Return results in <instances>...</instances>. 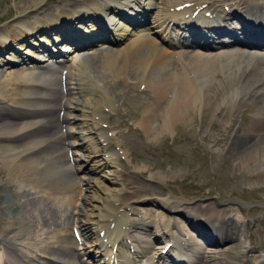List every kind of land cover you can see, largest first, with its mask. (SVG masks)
I'll list each match as a JSON object with an SVG mask.
<instances>
[{"label": "bare ground", "instance_id": "1", "mask_svg": "<svg viewBox=\"0 0 264 264\" xmlns=\"http://www.w3.org/2000/svg\"><path fill=\"white\" fill-rule=\"evenodd\" d=\"M150 2V0H54L55 8L50 9V4L47 3L44 5V10L50 11L48 20L35 16V21L27 22L25 21L27 18L23 19L19 23L21 26L18 25L17 29L12 28V31L0 29V67L25 64L24 60L31 59L28 55L41 60L40 63L31 62L18 67L7 76L0 74V180L14 178L31 184L28 188L22 185L19 189L21 191L13 190L16 203L6 199L2 193L3 184H0V245L3 246L1 254H4L0 255V264H51V262L81 264L78 259L80 253L77 252L79 248L76 237L84 238L82 245H85V240L93 237L96 232L99 235L102 231L105 235L101 241L97 238V242L93 243H97L96 247L103 257L107 256L106 264H117L118 257L115 262L113 255L117 254L116 251L122 250V247L126 248L125 253L132 258H135L136 251L138 256L141 251L148 249L144 248L147 245L144 241L147 233L157 238L159 235L166 236L165 245L171 242L170 237H174L170 234L172 231L166 227L164 230L160 229L162 235L155 232L151 228V222L143 220L142 217L130 221L128 214H123L116 207L119 199L114 195L108 196L106 212L100 213V223H96V230L87 226L80 216L81 214L87 216L85 204L90 205L98 199L89 198L90 196L81 191L82 188L78 185L80 180L73 173L77 169L76 160L69 158V147L75 145V141L71 143L67 139L70 134H81L74 136L83 141L80 146L82 150L105 153L102 168L117 164L116 171L119 172L118 176H122L123 187L127 186L124 188L126 193L128 186H131L133 190L130 192L133 194L151 190L155 195H161L158 188L151 185L149 187L148 184H141L134 179L127 162L126 165H121L123 162L121 156L114 152L117 145L122 148L125 144L121 141V137L126 135L121 125L131 127L130 130L133 132H138L137 128L140 127L148 138L152 134L159 136L171 126L189 119L188 113L193 108L204 112L209 108L208 103L211 100L215 105L214 110L218 112L227 106V102L237 104L234 107L232 105L224 115L229 119V125L228 123L225 125L224 131L231 133L232 127L238 124L237 115L233 114V110L237 111L240 104L243 106L248 104L255 109L259 122L249 128H244V124L241 123L233 129L231 144L226 149L227 155L234 162L232 168L236 170L238 168L247 183L264 182V58L249 52L246 54L239 46L234 49L224 47L222 49L225 50L214 53L193 49L167 51L166 47L149 35L136 33L137 30L144 32L142 25L148 20ZM87 4L92 6L88 7ZM141 4L144 5L140 9ZM203 4H206L207 9L212 8L211 17L194 16V11ZM154 6L158 10L150 15L147 25L149 31L152 34V29L162 27L163 29L159 31H164L165 35L169 34L168 40H172L168 42L178 46L184 47L186 42L202 46L201 44H218L220 41L230 40L242 41L244 43H240L247 46L257 44L259 46L260 41L264 42V0H160ZM56 7L60 14H55L57 17H54ZM158 11L162 13L158 14ZM205 11L203 13L206 14ZM38 14L39 12L35 15ZM103 16L115 19L117 24L121 25L122 22L116 18L120 16L131 24L133 22L134 26L129 32V26L125 24L122 27L117 26L109 19V22L114 23H109L114 26L112 33L110 27L105 25ZM177 20L179 21L175 23ZM249 26L255 30L247 31ZM229 28L238 29L239 32ZM95 35L103 36L110 42L115 41L111 38L122 35L136 38L115 52V48L107 47L106 44L101 45L99 50L93 49L94 46L90 45L91 39L88 40L86 37L94 38ZM60 41L63 44L57 50L55 47ZM95 41L97 39H93V42ZM28 44L32 48H27ZM78 47L86 48L79 52L81 54L79 58L76 53L74 60L78 62L70 64L64 51ZM231 57L234 60L228 61L227 59ZM174 58L178 59V63L173 62ZM195 72L206 75L208 80L207 90L205 89L203 93H200L201 89L198 88ZM87 79L90 85L87 84ZM122 83L125 87L122 86L119 91L112 85ZM228 87H231V91L232 87H235L234 99L224 96ZM124 95L130 100L134 99L133 102L137 100L140 103V105L137 103L139 107H143V103L148 101L147 107H144L138 117V127H132L122 113H118L120 125H115L110 120L113 113L110 102H120L119 97ZM77 110L82 113L90 112L91 117L89 115L90 118L87 116V119H82V115L73 113ZM66 124H73V128L77 126L81 129L88 126L89 133L94 135L98 144L94 140L90 141L85 132L70 130ZM220 126L216 128L215 136ZM108 130H113L112 136ZM80 156L82 159L89 157L85 154ZM101 157L103 160L104 156ZM150 177L154 179L153 175ZM114 179V182L119 183L117 176ZM92 181V178H88L86 184L91 185ZM84 190L87 191L86 188ZM106 191L105 189L104 192ZM69 192L73 195H67ZM124 199L126 200H123L124 204H127L128 200ZM65 204L72 205L73 210L68 208L65 212ZM161 204L169 207L170 213L180 209L192 217L185 218V221L194 226L192 229L198 230L200 234H206L207 224L212 226L213 232L219 234H224V229L225 232L227 230L229 232L232 228L230 226L232 220H227L231 213L219 202L198 199L181 204L167 197L161 200ZM248 219L254 220L252 217ZM112 225L113 229L110 228ZM132 226L138 228L134 230H137L139 234L137 236L142 240L129 235ZM233 226V229L238 230L236 223ZM170 227L175 225L171 224ZM72 231L74 235L71 234ZM105 238L107 239L104 242ZM232 239L238 242L236 245L239 246L238 256L243 257L247 251L253 250L250 244L246 245L241 240L238 231ZM26 241L29 243L26 246L30 254L21 252L19 249L21 246H18L20 243H27ZM169 245V250L175 255H163L166 260L162 263L184 264L179 259L183 256L187 264L190 253L187 250L182 251L183 245H178V241ZM257 245L258 247L264 245V237L261 244ZM129 247H134L132 252ZM83 248H87V245ZM193 248L194 246L190 247V252ZM87 250L83 251L84 254ZM257 257L254 262L258 260L257 264H264V259L259 261L260 256ZM201 258L203 259V256ZM236 259L225 255L221 264L250 262L249 259L241 258L239 261ZM202 263L210 264L207 258Z\"/></svg>", "mask_w": 264, "mask_h": 264}, {"label": "rangeland", "instance_id": "2", "mask_svg": "<svg viewBox=\"0 0 264 264\" xmlns=\"http://www.w3.org/2000/svg\"><path fill=\"white\" fill-rule=\"evenodd\" d=\"M39 1L40 0H32V1L31 0H0V29L12 31L13 30L12 28L17 29L19 23L23 19L27 18L25 20L27 22L33 20L35 21L36 19L35 16H40L43 17V19L48 20L49 17L48 13H50V11L44 10L45 7L44 5L47 3V5L50 4L49 5L50 9L55 8L54 0H42L40 3H38ZM159 1L160 0H156L154 3L156 4ZM92 4L91 5L87 4V6L90 7L92 6ZM151 10L153 12L152 13L153 15L155 11L158 9L154 7ZM58 11L59 9L56 7V11L53 13L54 17H57L55 16V14L57 15L60 14ZM37 12H39V14L35 15ZM19 26H21V24ZM143 31L144 32H136V33L138 35H147V36L149 35L150 37H152L148 29L146 31L145 30ZM135 38L136 37H132V38L125 37L117 45L111 46L107 44V47H113L116 50L115 52H118V49H122L126 47ZM26 46L30 47L29 44ZM62 47H66V46L62 45ZM94 48H97L96 50L100 49V47L98 48L95 46L93 47V49ZM77 50L78 49L70 51L66 55L68 62H70V64H72L76 60L73 59L76 56V53L78 54L77 56L78 58L81 56V54L78 53ZM168 50L169 49H167V51ZM248 52L254 54L253 51L245 50V53ZM262 57L264 58V56ZM227 60L233 61L234 59H232L231 57L230 59ZM252 61H253L252 63H254V60ZM173 62L175 64L178 63V59L174 58ZM14 68L16 67H9V66L0 67V74L1 75L3 74L2 76H7L9 72L14 70ZM108 73L109 71L107 72V74ZM195 73H194L195 79L199 84L198 88L201 89L200 93H203L205 89L207 90L208 80H206V75L200 73L198 74V72ZM201 75L203 77H200ZM202 81L203 82L206 81V82L203 83ZM89 83L90 82L87 79V84L90 85ZM112 85L115 86L116 91H119L123 87H125L123 83L119 85H114V84ZM1 86L3 87V85ZM201 86L204 89H202ZM234 89L235 87H232V91H231V87L226 88L225 90L226 94L224 96L227 95L229 97H233L234 99L236 95V89L235 90ZM119 100L120 102H112V101L110 102L111 103L110 109L113 110L110 120L113 121L115 125H120L119 123L121 122V120L118 119L120 117L118 113H122L124 118L126 120L128 119L127 121L131 123L132 127H138V121H139L138 117L143 112L144 107L145 106L147 107L148 101L146 103H143L144 104L143 107H139L137 103L139 105L140 103L137 100L133 102L134 99L130 100L125 95L119 97ZM210 103L213 105H210ZM233 103L234 102H232V104L231 102H227L226 103L227 106L223 107L222 108L223 110L221 109L222 111L218 112L214 110L213 108V106H215L214 102H211L210 100L208 103L209 108H206L204 112H201V110L199 111L197 108L195 109L193 108V110H190V113H188L189 119L182 121V123L179 122L177 123V125L171 126L172 128L170 127L169 129H167L166 130L167 132L163 131L162 133L159 134V136H156V134H152L150 135L151 137L149 136V138L145 134L144 130L140 129V127L137 128L138 132H133L130 130L131 127L128 128L125 125H121L122 130H124L123 133L126 134L121 137V141L124 142L125 144L122 146V148L120 145H117L116 146L117 148L115 147L116 150L118 149L117 153L119 156H121V160H123L122 162L123 164L121 163V165L122 166L126 165L127 162L128 169L131 171V174L134 176V179L139 181L141 184L146 183L148 184L149 187L151 185L155 188H158L157 190L161 193V195H155L151 190L142 191L140 193L137 192L136 194H133L132 192H130L131 190H133L131 186H128L129 187L127 188L128 193H126L124 188L127 186L123 187L122 176H118L119 172L116 171L117 170L116 167L118 166H116L115 168L113 166L107 168L99 167V165L104 164L105 158L103 157V160H101L102 153L95 154L86 150L82 152L81 150L82 148L76 146L77 150L75 151L77 152V154L75 153L74 157H78L79 155L78 153H85V155L89 156V158L86 161L79 162L80 167L77 172V176H79L81 182L78 185H80V187L82 188L81 191H83L86 195L90 196L89 198L95 197L98 199L97 201L91 202L90 205L85 204L87 206V210H86L87 216L81 214L80 219L86 222L87 226L93 227L94 230L96 227V223L99 224L100 213L106 212L107 209L106 204L109 199L108 196L110 195H114L118 197L119 201H117L116 207L119 208L121 206L120 205L118 206V204H122L123 214H127V212L125 211L126 209L125 206L129 207L130 202L132 201L131 206L133 207H129L130 209L128 211V214H130V216L133 218H137L138 215H136L132 210L135 209L134 211L137 212L140 211L141 216H145V220L150 221L152 227H153L152 220L155 219V217L158 215L161 216L162 213L163 212L165 213V211L169 208L166 205L165 207L164 205L162 206L161 200H163L164 198L168 197V199L179 201V203L181 202V204L193 202L194 200H198V199H200V201L201 199L206 201L212 200L215 202H219L222 207L226 209L228 208L231 215L227 217V220L231 219L232 222L233 220L235 222L232 224V228L229 232L228 230L227 232H224V234H219L217 232V235L214 236L212 242L207 241L208 244L210 245L208 248L206 247V249L210 251L206 256L208 262L210 264H221V261L224 260L225 255H228L230 258H233L234 260L235 258H237L236 259L237 261H239L241 258H244L246 260L249 259L250 262H247L248 264H255V263L257 264L258 260L254 262L255 259H258L257 256H260L261 260L259 261H263L264 245H262V247H258L257 243L261 244V239L264 237V182H255V183L253 182L250 184L247 183L246 180L243 179V175H242L243 173L238 168L237 170L235 168H232L234 162L231 160L230 156L227 155V150H226L227 147H229V145L231 144L230 141L233 137L232 131L234 128L236 129L241 123L244 124L243 125L244 128H249L250 126L256 125L259 122V120L255 115L256 112L254 108L248 106V104L244 106L240 104L238 105L239 109L237 111L235 109L233 110V114L235 116L237 115L236 117L238 119V124H235L232 127L231 133L224 131L226 130L225 125L227 123L229 125V119L227 116L224 115L226 111H228L231 108L232 105L233 107L234 105H237ZM222 104L224 105V102ZM245 106L246 108H244ZM126 107L128 108L126 109ZM116 108L118 110H116ZM240 109L241 112L239 113L238 111ZM94 112H96L95 109ZM73 113L82 115L81 116L82 119L85 118L87 119L89 115L91 117L90 112L82 113L79 110H77L74 111ZM85 124L88 125V123L86 122ZM73 126L74 125H71L73 131L74 130L78 132L81 131V128H78L77 126L73 128ZM218 126H220V128L218 129L219 132L217 131V135L215 136L216 128ZM84 128L87 129L86 127ZM108 131H109V135L113 133V130H108ZM84 132L86 133V131ZM89 132H87L88 133L87 135H89ZM75 134L76 136L78 135V133ZM222 134L224 135V137ZM71 139L76 140L77 143H81L78 137L77 138L72 137ZM84 168H87V170L86 169L84 170ZM151 175H153L154 179L150 177ZM115 176H117L119 183L114 182ZM88 178L93 179L91 185L86 184ZM12 182L15 184H13ZM24 182L25 181H21V179L14 180V178L10 180H8L7 178L0 180V184H3L4 187L2 193L5 195L6 199L9 202L16 203L17 199H16V195L14 194L15 190L21 191L19 189H21L22 185L27 188L31 185L29 183L26 184V182L25 183ZM9 185H11L12 187L11 186L9 187ZM84 188H86L87 191H85ZM105 189L107 190L106 192H104ZM69 193L70 194L67 195H73L71 194L72 192ZM124 198L128 200L127 204H124L125 202H123V200L126 201ZM71 207L72 205L66 206L65 204L64 205V210H66L65 212H67L68 208H70L69 210H73V207L72 208ZM60 208L63 210L62 207ZM249 217H252L254 220L252 219L249 220L248 219ZM179 223L182 225V221H180ZM235 223L237 224L238 230L233 229L234 227L233 225ZM187 225H189L188 222ZM154 231L160 233L161 235L163 234V232H161L158 229ZM237 231L241 236V240L244 241L246 245L250 244V247L253 249L247 251L245 256L243 255V257L238 256L237 249H239V246L236 247L238 242L232 239V236H234ZM41 238L43 239V236H41ZM165 238L167 237L165 236ZM93 239L94 237L92 238V240ZM27 244L29 243L27 242L23 244L25 248L21 246V248L24 251L25 249L27 250L26 248ZM1 251L2 250L0 248V254Z\"/></svg>", "mask_w": 264, "mask_h": 264}]
</instances>
